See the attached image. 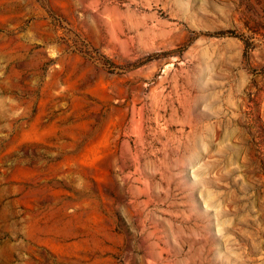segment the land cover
<instances>
[{
    "label": "rangeland",
    "instance_id": "rangeland-1",
    "mask_svg": "<svg viewBox=\"0 0 264 264\" xmlns=\"http://www.w3.org/2000/svg\"><path fill=\"white\" fill-rule=\"evenodd\" d=\"M0 264H264V0H0Z\"/></svg>",
    "mask_w": 264,
    "mask_h": 264
}]
</instances>
